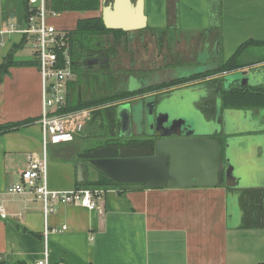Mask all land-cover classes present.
Returning <instances> with one entry per match:
<instances>
[{
  "label": "crops",
  "instance_id": "0c3cea01",
  "mask_svg": "<svg viewBox=\"0 0 264 264\" xmlns=\"http://www.w3.org/2000/svg\"><path fill=\"white\" fill-rule=\"evenodd\" d=\"M69 1L73 2L71 8L53 12L55 15L48 17L47 24L69 33L81 20L100 18L103 22L104 18L110 25L106 29L110 30L111 44L121 43L111 48L130 43L144 46L146 39L154 40V46L166 47L174 40V56L195 60L199 43L206 40L218 63H225L241 45L264 43V0ZM26 3L27 0H0V66L8 55L13 63H33L9 66L0 81V125L31 122L0 135V206L6 214L5 219L0 217V263L36 264L45 259L47 264H264V228L239 229L243 211L232 213L227 204L229 199L239 200L241 190H264V179L259 175L264 178L259 148L256 152L250 148L255 136L264 134V126L252 130L231 126L225 134L223 128L220 130L217 138L223 141L222 169L226 167L224 141L236 143L230 153V162L237 171L233 175L238 181L233 190L224 184L122 192L121 189L110 192L106 187L94 198L97 210L57 205L54 213L47 216L39 200L6 192L19 182L30 156L45 159L46 186L50 191H70L81 184L77 167L82 162L77 157H66L54 149L57 146L43 149L39 124L41 78L32 46L30 58L19 56L27 42L31 45V40L3 33L10 26L25 24ZM113 4V9L105 11ZM118 32L122 34L117 35ZM188 44L194 45L193 52L186 48ZM249 51H244L241 57ZM252 67L224 74L248 75L254 69L264 72V62L257 64L258 68ZM213 68L206 66V70ZM139 83L132 90L149 86L142 79ZM69 85L68 99L75 94L79 96L76 87ZM253 85L263 86L264 80ZM79 99L82 100L80 96ZM221 112L241 122L247 119L255 124L258 118L264 120V109L259 108ZM82 179L93 180L84 167ZM249 179H259L257 187L241 184Z\"/></svg>",
  "mask_w": 264,
  "mask_h": 264
},
{
  "label": "water",
  "instance_id": "95a60500",
  "mask_svg": "<svg viewBox=\"0 0 264 264\" xmlns=\"http://www.w3.org/2000/svg\"><path fill=\"white\" fill-rule=\"evenodd\" d=\"M138 7L140 6L138 5ZM110 8L113 9L114 4L110 7L107 6L105 11ZM103 22L105 28L110 29L109 23L107 24L104 18ZM201 64L198 68L192 67L198 69H195L194 73L175 79L204 74L206 65L205 62ZM258 73L254 69L246 76H236L240 73L227 74L221 83L227 91L231 90V87L242 90L252 87L251 85L258 81ZM241 81L243 84L238 86ZM157 84L160 83L147 85L152 87ZM163 103L156 100L140 99L132 106L124 105L116 110V121L120 126V132L116 135V139L123 140L132 136L138 138L143 134L139 132L132 135V129L138 128L139 130L148 125L150 132L143 135L150 139L146 146L131 147L109 144L95 148L89 153L79 154L77 158L88 162L93 169L119 185L121 190L174 189L220 184H224L229 189L236 188L238 181L234 178L235 170L230 162V153L235 149L236 143L234 142L232 145L230 141H224L226 167L222 169L223 141L217 138L222 133L220 129L215 128L206 132V136H198L192 126L184 120H169V114L162 110ZM122 108L126 113L125 122L121 115ZM232 123L236 126L238 121L233 118ZM239 124L244 130L253 129L252 123L239 121ZM222 125L225 128L227 122L225 121ZM124 129L127 132L124 133L122 131ZM251 142L250 148L256 152L264 142V134L256 135ZM82 170L83 164L79 163L77 167L79 183L83 182Z\"/></svg>",
  "mask_w": 264,
  "mask_h": 264
},
{
  "label": "rangeland",
  "instance_id": "374dc122",
  "mask_svg": "<svg viewBox=\"0 0 264 264\" xmlns=\"http://www.w3.org/2000/svg\"><path fill=\"white\" fill-rule=\"evenodd\" d=\"M167 33H174L172 30H166ZM146 45L141 46L140 43H131L128 46H120L116 48H111L114 51L111 53L112 65L104 70L95 69V72L89 73L85 68H73L74 75L76 76L77 82L85 80L84 76L87 77V82L83 83L81 99L86 100L93 97H106L113 95L114 93L124 91L125 89L132 90L137 89L140 85L139 81L142 79L145 80V84H154L170 81L187 74L194 73L195 69L198 68L197 58L191 59L193 63H197L195 66H175L171 69H160V67L165 64L166 61H169L170 57L174 58L172 54H176V45L172 43L174 40H170L168 46H154V40L146 39ZM101 46H105L107 43L111 44L110 35L103 36L96 40ZM113 41V40H112ZM206 40H203L199 43L197 55L202 59V62H205L207 67H215L218 63V59H215V55L212 52L211 46L208 44L205 47ZM115 45H120L119 42L116 44L112 43V47ZM186 48L194 51V45L186 46ZM250 51L245 53L243 57L240 58V62L247 64L248 67L253 66L252 68H258L257 64L264 62V48L253 47L249 49ZM31 45L30 42H27L24 45L23 49L19 52L21 57H31ZM177 57V56H175ZM250 65V66H249ZM196 67V68H192ZM160 69V70H159ZM198 70V69H196ZM259 72L258 81L261 82L264 79V72ZM243 73L237 74L236 76H243ZM76 82V83H77ZM89 82L92 84H89ZM118 85V86H117ZM255 86V85H252ZM264 86V85H263ZM117 89V90H116ZM211 95V92H210ZM203 91L200 88L188 87L185 89H176L171 92L168 98H165V102L162 105V110L169 114V120L172 119H181L186 123L190 124L195 131L196 135L206 136V132H209L212 129L219 128L220 130L224 128L225 121L227 126L224 128V132L229 131L231 126L236 128L243 129L239 121L235 126L231 124L232 118H228L225 114L221 115L220 106L218 101L214 104L216 106V116L212 117L211 113L214 110L213 104L209 101V96L204 98ZM263 118H258L259 122L252 123L251 120L246 122L252 123L253 128L256 126H264ZM221 123V124H220ZM98 123L88 122L85 126L83 132L77 135L73 142L63 145H58L55 150L62 151L65 153L66 157L76 158L79 154L86 153V150L91 147L99 148L104 144V140L101 139L103 135L106 134L104 130L100 129ZM251 125V124H250ZM250 128V127H248ZM225 137V136H224ZM112 137L105 135L106 140H112ZM226 138V137H225ZM256 144V140L254 142ZM48 150L51 149V145H47ZM260 153V163L264 167V142L259 148ZM248 164H253L249 160H246ZM247 164V165H248ZM83 167L91 173V179L96 180L98 178L97 171L93 169L88 162H83ZM237 174V171L235 172ZM259 175L263 174L259 173ZM259 178V177H258ZM255 179H249L246 183L241 181V184H246L249 187H257V181ZM259 182V181H258ZM245 185V186H246ZM228 210L232 213L239 214L243 211L241 204L237 201L227 202ZM233 218L235 215L232 216ZM232 218V219H233Z\"/></svg>",
  "mask_w": 264,
  "mask_h": 264
},
{
  "label": "built area",
  "instance_id": "2783aa9c",
  "mask_svg": "<svg viewBox=\"0 0 264 264\" xmlns=\"http://www.w3.org/2000/svg\"><path fill=\"white\" fill-rule=\"evenodd\" d=\"M26 20L21 27L10 26L5 34H18L31 40L34 59L41 78L42 111L39 121L42 130L43 149L47 145L58 146L73 142L83 132L91 119L93 108L64 111L68 104V85L74 80L70 54V37L47 24L55 13L48 11L46 0H27ZM110 187V192H117ZM9 194L31 196L42 204L44 215L54 213L57 205H80L88 210H97L94 198L103 193V188L77 187L70 191H50L46 186V161L33 156L27 168L20 173L17 184L8 187ZM0 217L6 214L0 206ZM64 229V227H63ZM47 232L45 231V235ZM36 264H47L40 260Z\"/></svg>",
  "mask_w": 264,
  "mask_h": 264
},
{
  "label": "trees",
  "instance_id": "16d2710c",
  "mask_svg": "<svg viewBox=\"0 0 264 264\" xmlns=\"http://www.w3.org/2000/svg\"><path fill=\"white\" fill-rule=\"evenodd\" d=\"M73 2L69 0H50L48 3L46 2L48 11L56 12V10H63L71 8ZM27 13V11H26ZM175 14V13H174ZM177 14V13H176ZM27 17V15H26ZM110 34V30H107L103 22L100 18L81 20L77 23V27L74 31L67 33L70 37V54L71 59L73 61V68H78V66L74 63L77 58L81 57L83 51L94 50L98 48H107L108 46H100L96 40L98 38L103 37L104 35ZM117 35H121V32L116 33ZM120 37V36H119ZM118 38V37H116ZM264 48V43L257 42H247L241 45L235 55L231 57L225 63H217L215 68L206 70L204 74H196L192 75L188 78L183 79H172L168 83L157 84L155 86H150L148 88H141L136 92H128L125 91L122 93H114V95L106 96V97H93L87 100H80L77 94L73 95L71 99H68L67 107L64 111H76L85 108H95L92 112L91 119L89 122L98 123L99 128L106 132L105 135L109 136L110 131L113 133L117 129V121H116V107L111 106L107 107L110 104L114 103V101L127 98L129 96H137L138 94H142L145 91L155 90L161 88L163 85L171 86L180 83H186L189 79H201L205 76L214 75L221 72H232L237 69L247 67V64H243L240 62V58L242 53L251 47ZM114 50L111 49V53ZM15 64L19 66H30L33 63L31 62H21V63H13L10 61V55L7 56L4 63L0 66V81L3 75L7 72L9 66H14ZM77 82V81H76ZM70 84L69 88L76 87L79 83ZM221 104L224 109H243V110H251L255 108L264 109V86L257 85L254 87L244 88L242 90L231 89L226 91L221 98ZM30 121H24L19 123H8L4 125H0V135L14 132L21 127L30 124ZM115 134V133H114ZM113 134V135H114ZM105 135L101 137L104 140L105 145H109L112 143V140H106ZM111 136V135H110ZM112 137V136H111ZM112 139V138H111ZM95 147L88 148L86 153L91 152ZM80 162H86L84 160H80ZM96 171V170H95ZM98 178L96 180H86L85 182L78 184L77 187H94V188H110L116 187L120 190L119 185L113 183L109 180L105 175L98 172ZM233 190V189H229ZM122 192V190H120ZM238 202L241 204L243 209V217L242 222L239 229H258L264 228V190H241L239 195ZM4 264V263H0Z\"/></svg>",
  "mask_w": 264,
  "mask_h": 264
},
{
  "label": "flooded vegetation",
  "instance_id": "af4514ba",
  "mask_svg": "<svg viewBox=\"0 0 264 264\" xmlns=\"http://www.w3.org/2000/svg\"><path fill=\"white\" fill-rule=\"evenodd\" d=\"M188 45L191 46L190 44H188ZM204 45H205V47H207L208 43H205ZM106 46H108V47L107 48L105 47V49L100 47V48L94 49V50L83 51L81 54V57L77 58L76 61H74V63L78 67H81L83 69L85 68L86 70L89 71V73L95 72L94 71L95 69L104 70V69L109 68L112 65L111 44L107 43ZM197 50H198V48H197ZM174 55L175 54H172V56L174 58L170 57L169 61H166L165 64H163L160 67V69H163V70L171 69L172 67L180 66V65H182V66H187V65L188 66H195L197 63L199 66L202 63V59L199 58V56H197L198 57L197 63H193L191 59H188V58L187 59H178ZM72 66H73V61H72ZM224 73H226V72H221V73H217L214 75L205 76L204 78H201V79H195V80L189 79L186 83H180V84L171 85V86L163 85L161 88H158L155 90H150V91H145L144 93L138 94L137 96H129L127 98H122V99L116 100V101H114V103L110 104L107 107L114 106V107H116V110H118L119 108H121L124 105L132 106L133 104H136L138 102V100H140V99H143V100L149 99L152 101L156 100L157 102L163 103L166 100L165 98H168L172 91H174L176 89H185L188 87H193V88H198V89L200 88V90L203 91V94L205 95L204 98L206 96L208 98V96H209V101H210V103L213 104V108H214V110L211 113V116L214 117V116H216V110H215L216 106L214 103L216 101H218V103L220 102V104H221L222 95L227 91L223 88L224 86L221 83V80L226 76V74H224ZM83 76H84L85 80H82L81 82L79 81L78 82L79 84L76 86L77 93L80 97H81L83 83L87 82V80H86L87 77L85 75H83ZM75 80H76V77H74V81ZM170 81L162 82L159 85L164 84V83H168ZM89 84H91V83L89 82ZM242 84H243V81H241V83H238V86H241ZM139 89H141V88H139ZM138 90L134 91V90L125 89L123 92H125V91L136 92ZM210 92H211V95H210ZM121 93H122V91H121ZM88 99H90V98H88ZM147 104H149V102H147ZM220 107H221L220 108L221 110L224 109L222 107V104ZM93 109H95V108H93ZM125 114H126L125 109L122 108L121 115H122L123 122H125ZM122 131L124 133L127 132V131H125V129ZM119 132H120V126L119 125L117 126V129L113 133L111 131L109 132L110 135L112 136V143H111L112 145H115V146H117V145H119V146L128 145L131 147H139V146H146L150 140V139H147L145 136H143L144 133L150 132L148 125H146L145 128H142L139 130H138V128L132 129V131H131L132 135H134V134L136 135L139 132H141L143 134V135L139 136L138 138L132 136V137L127 138V139L118 140V139H116V135H118Z\"/></svg>",
  "mask_w": 264,
  "mask_h": 264
}]
</instances>
